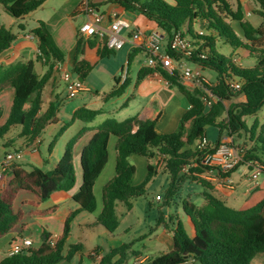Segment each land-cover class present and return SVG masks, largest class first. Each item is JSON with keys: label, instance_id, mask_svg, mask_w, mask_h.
Returning <instances> with one entry per match:
<instances>
[{"label": "trees", "instance_id": "trees-1", "mask_svg": "<svg viewBox=\"0 0 264 264\" xmlns=\"http://www.w3.org/2000/svg\"><path fill=\"white\" fill-rule=\"evenodd\" d=\"M47 0H0L2 8L16 21L25 20L41 8ZM257 8L252 14L264 20V0H255ZM74 12L78 13L84 4ZM120 5L125 11L144 17L164 38L163 50L170 54L177 65L172 71L160 67L143 66L138 73V82L151 74H159L170 87L175 88L190 104L181 117L175 131L162 134L157 129L160 116L153 120L128 118L118 121L114 118L105 120L95 128L96 133L91 142L80 155L82 183L74 201L79 209L69 214L64 229L57 240L52 243L51 235L44 233L39 247L7 256L0 264H60L70 263L82 251L81 244L70 245L71 225L82 212L94 213L97 201L94 187L108 162V144L112 136L116 141V166L114 177L102 189L103 208L94 222L113 234L120 226L117 217V205H124L127 211L133 209V200L146 194L148 185L159 172L170 179L165 191V200L173 201L183 183L190 180L203 187L201 196L204 204L197 206L189 200L182 207L194 228L191 237L183 223L169 216L170 226L161 213L156 227H171L174 245L171 251L148 258L142 264H253L254 258L264 253V198L254 206L236 209L229 206L216 194L215 184L192 175L202 172L200 168L183 174V168L199 158L201 153L197 143L206 137L207 127L219 129V136L214 146L224 138L232 140L234 147L243 155V162L258 161L264 165V123L257 118L264 107V26L255 27L245 18L242 7L238 4L232 9L228 0H110ZM91 4V3H90ZM200 24L202 30L195 31ZM238 25V31L235 28ZM24 31V25L20 26ZM181 32L191 43L189 54H174L169 50V43L175 34ZM202 32V34H200ZM36 37L38 52L36 59L20 62L12 66L0 65V94L7 88H13L14 98L7 121L0 127V144L2 148L12 147L22 139L25 146H30L50 125L59 122V105L56 100L45 104L46 87L61 74L66 61V54L60 49L46 24L41 21L30 32ZM218 38L233 49L241 50L239 58L226 57L221 54L216 42ZM17 39L13 27H0V54L7 51ZM99 43L101 49L98 58L102 59L114 52L102 45L99 37H84L78 32L76 62L73 73L85 81L95 68L84 58L85 46L94 47ZM243 51V53H242ZM143 53L141 48H133L128 60V68ZM243 54L253 59V65L242 62ZM185 61L197 66L202 72L210 70L216 73L215 81L190 87L183 83L178 65ZM38 62L45 72L42 76L35 70ZM238 82L241 90L235 91L231 84ZM128 79L102 95L104 101L122 96L127 90ZM209 94H212L210 96ZM245 96V102L231 103L234 98ZM210 102V105H207ZM29 105L28 109L25 106ZM103 113V109H91L86 106L74 112L70 121L65 123L49 146L52 152L65 131L75 122L91 123ZM1 117V113H0ZM255 117L251 128V137L242 132H249L245 118ZM20 127L16 140H5L7 134ZM87 132L84 128L73 137L65 147L64 153L51 170L37 166L16 163L6 170L0 182V237L20 228H27L22 207L15 209L14 204L21 192H28L35 201L25 203L31 207L32 216H49L57 207L40 211L41 204L48 201L55 192H70L77 179L74 166V147ZM207 138V137H206ZM250 142L252 146L247 148ZM1 153V146H0ZM145 158L148 162L147 175L140 185H134L136 167L130 161L131 156ZM163 158L159 170L154 160ZM241 163L239 167L245 164ZM238 167V168H239ZM234 172V171H233ZM231 172V173H233ZM230 173V174H231ZM228 174V176L230 175ZM140 251L133 249V243L121 244L109 250L101 264H129L131 258L138 257Z\"/></svg>", "mask_w": 264, "mask_h": 264}, {"label": "crops", "instance_id": "crops-1", "mask_svg": "<svg viewBox=\"0 0 264 264\" xmlns=\"http://www.w3.org/2000/svg\"><path fill=\"white\" fill-rule=\"evenodd\" d=\"M89 1L92 6L95 7L96 11L100 14L107 15L112 11H116L129 22L130 27L128 29H124L120 34L121 37L126 40L125 45L121 50L113 51V54H110L102 59L98 58V51L102 47L99 45V43H97L94 47H89L86 45L84 48V58L90 63H95L96 65L90 76L85 81H83L85 90L78 95L77 100L70 99L67 94L66 86L61 81V76L58 75L46 87L44 99L46 105L51 101H57L59 105V122L56 125H62V127L66 123V115L72 117L74 112L83 106L91 109H103V113L91 123H83L81 121L75 122L58 140L52 152H49L48 147L47 156L43 155L41 147L38 153L30 152L29 147L24 145L22 139L16 140V137L20 130H18L17 133H13L15 129L13 128L7 134L3 142H5L6 140L14 139L16 141L13 143V145H11L12 147L4 149L0 153V157L6 151L13 149H22L25 150V157L21 163L27 166H37L48 171L55 168V166L59 163L66 145L71 140L69 138L65 139V137L73 128H76L74 136L77 135V133L82 129H87V132L79 139L74 147L75 161L80 158L83 149L93 139L96 133L95 128L109 118H114L118 121H123L128 118H137L139 120L145 121L153 120L157 116H160L157 124V129L162 134H169L175 131L181 117L187 110H189L190 104L187 99L180 95L175 88L170 87L159 74L148 75L143 80L138 82V73L140 69L146 65V60L149 55L146 36L152 30H156L154 26L149 23L144 17L127 12L120 5L110 2V0H107L108 4H105V2H97L94 0ZM82 2L83 0H47L41 8L29 15L25 20H21L18 22L15 19L11 18L8 24V28L13 27V31L17 35V39L13 42L12 46L7 51L0 54V65L12 66L20 62H28L31 60L34 61L36 59V55L38 52L37 41L30 40L29 38H27V36L31 34V30L34 29L39 22L43 21L53 35L57 45L66 54V61L63 69H69L73 71V67L76 62L78 32L80 31V27L84 23H86L88 19V17L82 13L81 9L78 13H74L81 6ZM239 5L243 9L245 18H247L246 9L241 4ZM255 5L256 6L254 9L257 8V3ZM0 17H2L1 14ZM28 19L32 20V27L29 26ZM21 25L25 26L26 29L24 31L20 29ZM109 28L110 23L108 19L102 21L98 26V30L105 33L109 31ZM137 29L141 30L144 35L141 36L137 40L136 45H134L128 39ZM97 36L99 37V41H102V45H104V38H101L99 35ZM133 48H141L143 50V53L138 56H141L143 59L141 61L140 67L137 68L136 79H133L131 77V70L136 59L128 68L129 55ZM35 70L38 75L42 76L46 69L43 68L40 63L36 62ZM125 71L126 77L124 78L123 73ZM117 79H120V85H122L124 81L128 79L129 85L127 87V90L120 97L111 99L107 102L104 101L102 95L109 93L115 87ZM113 82L115 83V85H113ZM13 98V88H7L0 94V119L5 118L4 121L8 119ZM239 100L241 102H245V96L242 95ZM233 102L234 101L232 100L229 103ZM28 108L29 105H26L25 109ZM115 138L116 137L112 136L109 140L108 162L95 183L94 194L97 201V210L94 213H80L79 215H77L71 225V234L76 228H78L79 232L81 233V239H79L80 242L76 244L82 245V251L77 254L70 263L63 262L60 264H101L103 256L109 252H105L99 245L95 247L94 240L96 235V226H94V222L101 214L103 208L102 189L104 185L108 183V181L115 175V146L117 141V138L116 140ZM228 139L229 138H224L223 140L225 141ZM60 140H64L62 148L57 146ZM42 143L43 138L41 136V145ZM134 156L135 155L131 156L130 161ZM147 166L148 162L146 160V171ZM239 168L229 175V177L235 184L234 190H229L225 186L214 185L216 188L215 194L229 205L237 197L235 191L241 190V193L246 201L241 207L236 209H246L254 206L264 198V178L260 182L259 187L254 189L247 181L246 168L244 167L243 172L240 174L238 173ZM81 183L77 184L76 182L74 189L70 192H55L48 201L41 204L38 209L40 211H45L53 207H57V211L52 215L32 216L30 215L31 207L28 206L30 209H28L27 211L23 209L25 212L24 222L27 228L23 231L20 228H17L0 237V261L9 255V250L13 244L21 243L24 238H28L32 241V247H39L41 245L44 233H49L51 235V240L56 241L64 229V225L69 214L79 209V205L74 201L73 197L78 193L81 187ZM22 194L23 192H21L16 199V201L20 202V207L27 206L24 205L25 203L35 201V198H31L28 196H23V198L19 200ZM27 215L30 218L28 222L26 221ZM168 217L169 216L165 215L166 219ZM185 229L187 230V232H189V235L191 237L194 236V228L190 222V219L185 225ZM106 233L109 232L106 231ZM70 238L71 235L68 239V242ZM85 241L91 242L90 244L93 245L84 247L86 246L85 244H88L83 243ZM68 242L67 246L69 245ZM173 245V231L171 227H163L162 233L157 235L156 239L153 240V242L149 244L148 247L151 246L150 248H155L158 250L164 248L169 252L172 250ZM146 246L147 245H144L145 248ZM85 248H87L88 250L86 253H84ZM93 252H95L96 255H93ZM150 257H152V255H144L140 252V255L138 257H135L131 264H142ZM253 264H264V253L257 255L253 260Z\"/></svg>", "mask_w": 264, "mask_h": 264}, {"label": "rangeland", "instance_id": "rangeland-1", "mask_svg": "<svg viewBox=\"0 0 264 264\" xmlns=\"http://www.w3.org/2000/svg\"><path fill=\"white\" fill-rule=\"evenodd\" d=\"M94 1L105 2V4H108L107 0H94ZM228 1L231 4L233 10H236L238 3L244 6V8L246 9L247 19H249L255 27L264 26V20L252 14V10L256 6L255 0H228ZM0 14L2 15V17H0V25L8 27L9 21L11 20L12 17L6 14L1 8H0ZM28 21H29V26L32 27L33 26L32 20L28 19ZM235 28L238 31H240L238 25H235ZM194 29L195 31L199 32L200 30H202V27L200 26V24H197L194 26ZM216 47L218 51L226 57L239 58V55L241 54V50L233 49L232 47H230V45L226 44L224 39L222 38L217 39ZM142 59L143 58L140 56L136 58L134 62V65L131 70V77L133 79H136V71H137V68L140 67ZM242 62L246 66L253 65V59H250V57H246V55L244 54L242 57ZM188 65L194 70L199 69L197 68V66L193 64H188ZM179 71L181 74V70ZM202 75H203L204 80L207 83H212L215 81L216 73L213 71H210V70L203 71ZM113 85H115L114 82H113ZM240 97H242V95L234 98L233 99L234 103L241 102L239 100ZM77 98L78 96L74 98V100H77ZM110 104H114V103H110ZM230 104L231 103L227 102L226 106L229 107ZM70 118L71 117L66 115V123L70 121ZM257 118L259 119L261 124L264 123V107L258 113ZM4 119H0V127L4 125L5 122L7 121V120L4 121ZM244 120L247 124V127L249 128V132L247 133L242 132V134L244 136L251 137L252 136L251 128L254 123L255 117H247ZM14 128L15 129L13 133H17L18 130H20L19 126L14 127ZM61 128H62V125L61 126L51 125L43 132L42 134L43 143L41 145V150L44 156L48 155L47 149ZM75 130L76 128L75 129L73 128L71 131H69L65 139H68V138L72 139L73 137H75L76 136V135L74 136ZM218 136H219L218 128L207 127L206 137L210 142L215 143L218 139ZM63 143H64V140L63 141L60 140L57 146L62 148ZM247 144H248L247 148L252 146L250 142H247ZM0 146H1V152H2L4 150V148H2V143L0 144ZM131 163L135 165L136 167L134 185H140L145 179L146 173H147L146 159L139 157V156H134L131 159ZM74 166H75L77 184H80L82 181V169H81V164H80V158L74 161ZM243 170H244V166H241L239 168L238 173L239 174L242 173ZM263 178L264 176L260 178V182L263 180ZM169 183H170L169 177L163 174L162 172H159L157 176L154 178V180L148 185L146 194L142 197H139L133 200V209L131 211H127L124 205L119 203L117 205V217L120 222L119 228L117 229L116 232L111 234V233H106L103 227L96 226L95 227L96 235H95V240H94L95 247L99 245L105 252H108L109 249L112 247H116L121 244L133 243L134 250L140 251L144 255L149 254L152 256H156V255H159V253L168 252V250H165L164 248H162L161 250H158L155 248H150L151 246L148 247V245L151 244L153 240L156 239V236L162 233L163 231V227H158L154 232L150 233L151 229L156 227L157 220L160 217L161 213H163L166 216L173 217L174 220L181 221L185 227V225L189 221V217L185 214L183 210V207H182L183 202L186 200H189L197 206H201L204 203V200L201 196L203 187L190 180L182 184V186L180 187L179 193L174 197L173 201L167 202L165 200V191L168 188ZM235 193L237 194L236 195L237 197L229 205L235 208H239L244 204L246 199L243 197L241 190H237L235 191ZM157 195H161L162 201H159V202L156 201L155 198ZM23 196L35 198L32 194L28 192H23L19 200H21ZM14 207L15 209H18L20 207V202L16 201L14 204ZM22 208L26 211L30 209L28 206H23ZM29 220L30 218L27 215L26 221L28 222ZM164 220H166V222L170 226L168 218L167 219L164 218ZM187 233L189 234V232ZM80 235L81 233L79 232V229L76 228L71 234V238L68 242L69 245L67 246V249L70 245H74L80 242L79 240L81 239ZM83 243H88V244H85L86 246L84 247L93 245V244H90L91 242H87V241ZM144 245H147L146 248L144 247ZM67 249L65 253L67 252ZM87 251H88L87 248H85L84 253H86ZM158 251H161V252H158ZM133 259L134 258L130 259V264L133 262Z\"/></svg>", "mask_w": 264, "mask_h": 264}, {"label": "built area", "instance_id": "built-area-1", "mask_svg": "<svg viewBox=\"0 0 264 264\" xmlns=\"http://www.w3.org/2000/svg\"><path fill=\"white\" fill-rule=\"evenodd\" d=\"M81 11L88 17L87 22L80 27L82 36L92 37L94 35H99L101 38L107 36V41L104 45L112 51H119L124 47L126 40L122 38L120 34L124 29H128L130 24L118 12L112 11L107 15L100 14L96 11L95 7L90 4L89 0H85L81 7ZM105 19H108L110 23L109 31L106 33L98 30V26ZM200 34H202V32H200ZM143 35V32L137 29L128 40L136 45L137 40ZM27 38L37 41L33 34H29ZM146 42L149 54L146 60V66L151 68L160 67L166 71H172L177 68L173 57L163 50L164 38L159 31L152 30L146 36ZM169 50L174 54H189L191 43L181 32H178L171 39ZM178 68L181 70L180 77L184 84L190 87L202 85V80H204V78L200 69H192L185 61H182L178 65ZM60 76L61 81L66 86L67 94L70 99L76 98L85 90L83 82H81L71 70L62 69ZM123 77H126V71L123 73ZM231 87L235 91L241 90V84L238 82L232 83ZM209 95L212 96V94ZM207 105H210V102H207ZM40 147L41 138H37L29 146V151L38 153ZM197 149L201 153V156L186 165L182 173L189 175L191 174L190 170L197 167L200 168L202 172H194L192 175L207 180L215 185L225 186L229 190H234L235 184L228 174L238 169L240 164L244 162L243 155L234 147L232 140H223L218 146H214L204 137L197 143ZM24 157L25 150L22 149L6 151L0 157V182L6 170L16 163H21ZM163 163V158L157 156L155 159L157 169L160 170ZM244 164L247 172V181L256 189L260 185V178L264 176V165L258 161H249ZM155 199L158 202L162 201L161 195H157ZM54 242L55 240L52 241L53 244ZM32 246V241L28 238H24L21 243H15L11 246L9 256L23 253L32 248ZM93 255H96V253L93 252Z\"/></svg>", "mask_w": 264, "mask_h": 264}, {"label": "water", "instance_id": "water-1", "mask_svg": "<svg viewBox=\"0 0 264 264\" xmlns=\"http://www.w3.org/2000/svg\"><path fill=\"white\" fill-rule=\"evenodd\" d=\"M106 41H107V36L104 37V39H103V44H105ZM78 79H79L81 82H83V79H82V78H79V77H78Z\"/></svg>", "mask_w": 264, "mask_h": 264}]
</instances>
